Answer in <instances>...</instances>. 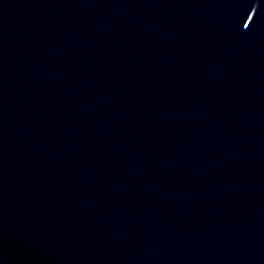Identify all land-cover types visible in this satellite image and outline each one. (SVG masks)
Masks as SVG:
<instances>
[{"label":"water","instance_id":"water-1","mask_svg":"<svg viewBox=\"0 0 264 264\" xmlns=\"http://www.w3.org/2000/svg\"><path fill=\"white\" fill-rule=\"evenodd\" d=\"M0 264H264V0H0Z\"/></svg>","mask_w":264,"mask_h":264}]
</instances>
